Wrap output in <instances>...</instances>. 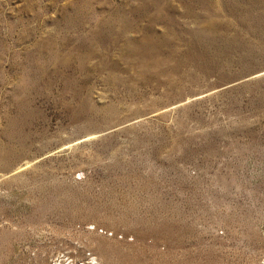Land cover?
I'll use <instances>...</instances> for the list:
<instances>
[{"label": "rangeland", "instance_id": "1", "mask_svg": "<svg viewBox=\"0 0 264 264\" xmlns=\"http://www.w3.org/2000/svg\"><path fill=\"white\" fill-rule=\"evenodd\" d=\"M87 1L0 0V264H264V0ZM77 5L181 65L120 24L80 65Z\"/></svg>", "mask_w": 264, "mask_h": 264}, {"label": "bare ground", "instance_id": "2", "mask_svg": "<svg viewBox=\"0 0 264 264\" xmlns=\"http://www.w3.org/2000/svg\"><path fill=\"white\" fill-rule=\"evenodd\" d=\"M84 3H86L85 5L88 6L91 4V1L86 0V2H84ZM142 6H145V4ZM75 10L78 12L76 14L78 16L75 18L76 21H73L72 17H70L68 15V13L65 16L66 21L65 20L64 21L67 23V26H68V28H66L67 33L72 32L73 31L72 28H74L75 33H77V36H78L77 38L79 40H78V45L75 46V48L79 50V53L77 54L76 59L80 65H82L84 62H86V59H89L91 57H95V56L99 55L96 52V50L93 48V44H94V40H96V39L100 42L101 38L99 35V31L101 30L102 26L107 25L110 28V32H115V30H114L115 24H120V26H121L120 27L122 30L121 32L124 33V34H122L123 38L122 37L121 38L123 39V44L125 45L126 52L128 54H131L134 56V59H132V61L140 64L143 60V65H141V67L139 69V73L137 75V78H140L143 76L144 77L148 76L153 80L156 78H159V77H157V75H162L163 71L151 73L153 71V69L156 68V67L153 68L154 65L160 66L164 63L167 65V64H169V61L171 59L174 60V64L172 66L174 69H175V67L181 65L182 59L179 58V55L177 54V48H178V47H176L177 44H175L174 42H171L169 40L170 38H168V36H167L168 33H166L165 31L162 33H158L157 31H155L154 27H152V26L151 27L150 26L149 27L148 26H140L139 27V26L133 25L132 23H130L126 20L125 16H126L128 11L123 10L122 7H117L116 9H114L112 14H109L110 16H108V17L102 18L103 19L102 21L97 20L95 25L90 27V29L88 31H86V29L84 28V22H86V21L92 22L94 17L96 15L98 16V14L95 11L92 12V10H91V12L89 14L84 15L80 11L81 8L79 5H77L75 7ZM135 10H136V8L135 9L133 8L130 11L134 12ZM80 31H81V34H78ZM130 31H135L136 34L131 36V35H129ZM84 32L90 33L93 38H89L88 36H85V35L83 36ZM167 32H169V31H167ZM62 36H64V35H62ZM169 37H170V35H169ZM65 38H66V35H65ZM50 39L49 40H40L38 45H40V47H47V46L54 45L53 40H50ZM61 43H63V45H66L67 39L64 40L63 42L61 41ZM107 43L108 44L112 43V41L110 40ZM60 44H59V46L61 48ZM58 50H59V48H58ZM83 50H85V51H83ZM99 56H101V57H103V59H105V56L103 54H100ZM120 60H118V61H120ZM118 66H119V62L115 61V62H112V64L109 67L102 64L101 68L103 70L104 69H110V72H111L112 69H117ZM162 70H164V69H162ZM114 71H116V70H114ZM111 78H112V76H111ZM91 264H97L95 258H92Z\"/></svg>", "mask_w": 264, "mask_h": 264}]
</instances>
